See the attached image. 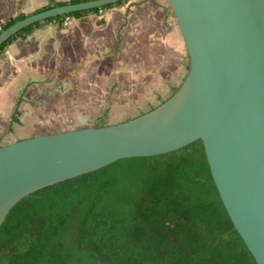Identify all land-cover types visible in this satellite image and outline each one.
Instances as JSON below:
<instances>
[{
    "label": "water",
    "instance_id": "obj_1",
    "mask_svg": "<svg viewBox=\"0 0 264 264\" xmlns=\"http://www.w3.org/2000/svg\"><path fill=\"white\" fill-rule=\"evenodd\" d=\"M119 0H85L31 13L0 45L38 21ZM188 72L161 104L136 117L0 146V226L23 197L119 159L171 152L201 139L219 194L264 264V0H169Z\"/></svg>",
    "mask_w": 264,
    "mask_h": 264
},
{
    "label": "trees",
    "instance_id": "obj_2",
    "mask_svg": "<svg viewBox=\"0 0 264 264\" xmlns=\"http://www.w3.org/2000/svg\"><path fill=\"white\" fill-rule=\"evenodd\" d=\"M79 1L85 0H50L32 13ZM126 1L30 24L0 45V55L43 23L62 25L67 15ZM29 14L10 18L0 31ZM0 264L258 263L228 214L198 139L171 152L119 159L23 197L0 226Z\"/></svg>",
    "mask_w": 264,
    "mask_h": 264
},
{
    "label": "rangeland",
    "instance_id": "obj_3",
    "mask_svg": "<svg viewBox=\"0 0 264 264\" xmlns=\"http://www.w3.org/2000/svg\"><path fill=\"white\" fill-rule=\"evenodd\" d=\"M49 3L50 0H0V26L21 12L32 13ZM61 26H64V30L58 26L55 27L56 30L43 28L45 33L42 31L39 35L42 40H46L41 48L43 72L37 70L36 72H41L38 79L30 82L32 85H27L26 90L22 92L26 107H16V117H19L20 121H16L14 117V123L8 126L13 109L3 111L0 144L5 143V134H8V140L14 141L40 134L96 126L102 121L113 124L136 117L159 105L160 101L171 95V90L164 91L169 88L166 85L170 81L168 74L172 75V81L175 80L174 76L178 75L176 84H179L186 72V65L189 67V55L186 58L181 57L179 50L174 46L165 54L169 61L158 63L157 67L148 60L146 46L145 52L140 56L146 64L144 63V68L140 70L141 75L136 76L131 68L138 62L137 55H132L127 50L128 54L124 55L123 61L115 60V54L120 51L111 50L114 25L103 27L100 29L102 32L88 33L89 38L91 34L104 36L103 43L98 45L83 36L70 40L67 35L68 26ZM145 39L147 38L143 40ZM135 45L139 47L138 44ZM127 47L125 44V51ZM102 52L100 62L99 55ZM122 63L123 66L116 70L115 66ZM23 78L20 79L21 82ZM9 81L8 75L0 77V85L7 86L9 90L16 88L20 83L17 81L16 84H10ZM35 82L37 84H33ZM175 86L177 85L173 87ZM5 95L6 102H3L7 105L8 98L7 94ZM106 110L107 115L101 120Z\"/></svg>",
    "mask_w": 264,
    "mask_h": 264
},
{
    "label": "crops",
    "instance_id": "obj_4",
    "mask_svg": "<svg viewBox=\"0 0 264 264\" xmlns=\"http://www.w3.org/2000/svg\"><path fill=\"white\" fill-rule=\"evenodd\" d=\"M172 11L169 0H127L121 5L104 9L102 14H100L99 11H95L80 17H72L70 22L65 26H68L67 35L69 39L74 40V37L77 36L78 38L83 36L87 39L89 38L88 33L90 31L102 32L103 30L100 31V29L103 27L114 25V41L111 50L114 51L118 49L120 51L115 54L117 57L115 60L117 61L119 59V61H123V57L128 54V51L131 52L132 55H137L136 58L139 57L138 62L136 61L135 67L133 66L131 69L135 71L136 76H140V70L145 66L144 58L142 59L140 56H142V52H145L146 46L148 48L146 49L148 51V60L155 66H159L158 63L169 61L165 58V54L167 50H172L173 46L179 50L181 57L183 56L186 58L188 55L185 40ZM56 26L64 30V26L59 25L56 21L43 23L27 36L19 37L14 40L6 47L5 52L0 55V77L5 75L10 76V84H16L17 81L20 82L16 88H11L12 90H9L7 86L0 85V124L4 121L3 111L5 109H13L8 126L9 124H13V121L19 120V117H16L17 115H14L16 117L15 120H13L12 116L16 107H26V101H24L22 92L27 88V85L29 86L31 84L30 82H34L33 80L38 79L41 72H43V50L41 48L43 47L42 45L46 43V40H42L39 35L42 31L43 34L45 33L43 28L56 30ZM91 35L93 36L89 38L91 43L95 45L103 43L102 39L104 36L98 34ZM54 38L55 37H53V39ZM144 38L147 39L143 40ZM135 43L138 44L139 47H136ZM86 44L88 43L86 42ZM125 44L128 46L126 51L124 49ZM102 54L103 52L99 55V57H101L100 62H102ZM100 65L101 68L104 69L103 64L100 63ZM122 66L123 63L117 64L115 69L119 70ZM163 68H165V66H163ZM185 69L186 72L179 84H176L178 83V79L176 80L178 75L174 76L175 80L173 81L175 82H173L171 80L172 75L168 74L170 81L166 85L169 88H165L164 91L171 90L172 95L175 89H177L184 80L188 72L187 65ZM37 70L41 72H36ZM21 78H23L22 82L20 80ZM33 84L37 83L35 82ZM174 85L177 86L173 87ZM5 94H7L8 98L7 105H4L3 102L4 96H6ZM6 135L8 134L4 135L5 143L0 144V146L19 140L10 141L8 140L9 136L7 138Z\"/></svg>",
    "mask_w": 264,
    "mask_h": 264
},
{
    "label": "built area",
    "instance_id": "obj_5",
    "mask_svg": "<svg viewBox=\"0 0 264 264\" xmlns=\"http://www.w3.org/2000/svg\"><path fill=\"white\" fill-rule=\"evenodd\" d=\"M103 12H104V9L103 8H100L99 9V13L102 14ZM71 18H72V16H70V15L65 16L63 18V20H62V24L63 25H67L70 22Z\"/></svg>",
    "mask_w": 264,
    "mask_h": 264
}]
</instances>
